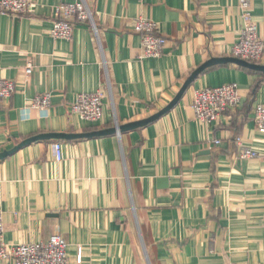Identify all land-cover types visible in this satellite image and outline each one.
<instances>
[{
  "label": "crops",
  "instance_id": "0c3cea01",
  "mask_svg": "<svg viewBox=\"0 0 264 264\" xmlns=\"http://www.w3.org/2000/svg\"><path fill=\"white\" fill-rule=\"evenodd\" d=\"M37 1L34 13H0V79L16 83L0 100V152L37 134L103 130L160 112L197 68L231 56L245 11L264 40V0H251L247 10L242 0H87L98 39L91 24L78 22L70 40L52 36L54 8L80 0ZM138 18L155 22L166 38L159 56L143 54ZM233 82L239 106L210 124L199 119L194 91ZM97 90L105 91L99 121L72 112L79 94ZM45 92L52 105L33 107ZM258 103L264 72L219 64L146 126L21 148L0 160L4 242L60 234L69 264H264V161L239 157L236 143L240 136L264 153Z\"/></svg>",
  "mask_w": 264,
  "mask_h": 264
},
{
  "label": "built area",
  "instance_id": "2783aa9c",
  "mask_svg": "<svg viewBox=\"0 0 264 264\" xmlns=\"http://www.w3.org/2000/svg\"><path fill=\"white\" fill-rule=\"evenodd\" d=\"M251 0H242V8H250ZM37 0H0V13L11 16H24L34 13L38 8ZM57 18L53 23L51 34L55 38L71 39L76 23L91 24L98 39V29L94 22L92 9L87 0L63 3L55 6ZM245 24L241 39L232 47L231 56L250 62L259 63L264 59V40L258 35L257 25L245 11ZM135 28L141 36L142 52L146 57H157L162 53L166 38L158 32V26L152 20L138 18ZM99 42V40H98ZM99 46L100 43H98ZM34 65L29 62L26 74H31ZM16 83L0 79V100L12 96ZM104 90L81 93L72 105V112L88 122H97L102 118L104 106ZM241 103L239 86L236 82L219 87H203L194 91L192 108L199 119L207 124L212 123L227 111L236 109ZM31 105L35 108H49L52 105V93L45 92L34 97ZM254 121L259 133L264 134V103L254 107ZM116 124H118L116 120ZM216 144L220 140H215ZM240 147L239 157L260 159L264 161V153L254 147L245 145L242 137L236 138ZM56 157L61 159V144L55 146ZM5 224L0 211V261L14 264H69L67 240L60 234H53L48 240L40 242L10 245L4 242Z\"/></svg>",
  "mask_w": 264,
  "mask_h": 264
},
{
  "label": "water",
  "instance_id": "95a60500",
  "mask_svg": "<svg viewBox=\"0 0 264 264\" xmlns=\"http://www.w3.org/2000/svg\"><path fill=\"white\" fill-rule=\"evenodd\" d=\"M233 63L238 66L248 68L255 71L264 72V65L250 62L247 60H243L241 58H237L234 56H227V57H214L208 60L206 63L201 65L199 68H197L186 80L184 85L182 86L181 90L177 94V96L174 98L170 104L161 110L160 112L154 114L153 116L146 118L144 120H140L137 122H132L126 125H119L117 124L115 127L103 129V130H95L90 132H84V133H58V132H49V133H41L37 134L31 137H28L24 140H22L20 143H18L16 146H14L11 149L3 150L0 152V160L6 159L9 156L13 155L15 152L20 150L21 148L34 143L36 141L40 140H76V139H85V138H93V137H102L112 134H120L121 132L130 131L133 129H137L143 126H146L155 120H157L159 117H161L163 114L168 112L170 109H172L178 101L182 98V96L185 94L189 86L197 79V77L204 72L207 68H210L212 66H216L219 64H228Z\"/></svg>",
  "mask_w": 264,
  "mask_h": 264
}]
</instances>
